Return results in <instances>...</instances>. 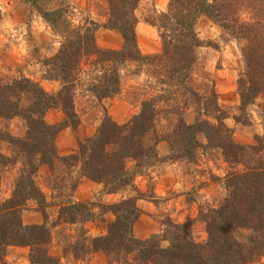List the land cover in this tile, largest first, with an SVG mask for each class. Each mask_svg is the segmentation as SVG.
<instances>
[{"label": "trees", "instance_id": "1", "mask_svg": "<svg viewBox=\"0 0 264 264\" xmlns=\"http://www.w3.org/2000/svg\"><path fill=\"white\" fill-rule=\"evenodd\" d=\"M103 1L102 23L86 18L73 26L66 18V8L60 7L65 0H24L23 4H29L60 38L57 51L45 59L48 66L42 76L57 80L60 85L57 91L49 93L24 75L7 80L0 77V118L18 116L25 121L22 136L0 131V139L7 141L12 151L10 156L0 152V165L20 163L10 196L0 201V258L9 245H27L30 262L58 264L46 249L49 227L43 222L24 224L20 211L26 201L33 200L45 213L42 205L45 195L34 183L32 174L38 164L52 167L57 157L54 141L57 132L77 125L74 89L80 83L78 64L83 56L95 53L100 56L98 62H111L102 70L98 84L89 90L99 100L119 92L120 65L129 63L139 67L137 74L147 68L155 78L162 76L166 87L160 86L158 93L143 97L138 111L124 123L119 124L105 114L93 135L78 141L76 152L58 158L71 161L69 165L79 160L81 176L102 183L107 192H117L133 185L134 178L144 172L142 168L159 159L155 150L159 139L168 144L167 158L192 159L193 149L199 145L196 135L201 133L208 145L215 143L221 148L231 167L242 165L243 169L228 172L222 201L199 212L207 234L202 241L194 239L191 222H177L170 217L162 221L161 233H152L144 239L135 237L133 222L139 215L135 200L145 195L136 188L134 194L108 205L114 219L106 224V233L101 235H85L82 224L90 215L87 203L61 204L62 220L80 224L72 244L73 256L79 259L91 251H102L107 262L123 264H245L264 257V128L256 146L239 144L231 139V128L221 115H215L217 123L203 117L210 114L211 96L209 103L202 104L204 107H197L196 118L190 123L178 115L176 104L179 102L176 98L181 100L180 96L189 91L186 79L195 60V48L202 44L193 26L201 14L239 41L245 62V69L237 79L240 103L248 104L258 92L264 91V0H168L164 11L153 10L143 17L145 23L156 28L161 43L160 52L150 54L142 53L136 40L137 9L143 0ZM49 2L59 7L49 8ZM98 27L116 30L121 36L120 48L97 47L94 31ZM185 98L181 101L187 106ZM162 104L170 107L159 108ZM52 108L62 111L63 122L48 123L44 119L45 112ZM161 117L169 120L168 127L163 135L152 137ZM147 196L153 198V194Z\"/></svg>", "mask_w": 264, "mask_h": 264}, {"label": "rangeland", "instance_id": "2", "mask_svg": "<svg viewBox=\"0 0 264 264\" xmlns=\"http://www.w3.org/2000/svg\"><path fill=\"white\" fill-rule=\"evenodd\" d=\"M160 2L161 0H143L137 9V15L139 16L137 23H145L143 17L151 15L153 10L161 11L155 7V5L160 7ZM23 3L24 0H0V77L7 80L13 76L24 75L37 82L45 91L54 93L58 90L60 84H58L55 91H51L42 86L41 80L47 79L42 77L48 66L45 59L51 57L57 51L53 52L56 46L59 47L60 38L30 8L29 4ZM65 3L60 7L66 8V18L69 17L68 20L73 26L79 25L86 18L93 19L98 23L104 21L103 0H65ZM47 5H49V8L59 7L58 4L52 2L47 3ZM137 23L135 25L136 40L141 52L145 54L160 52L161 43L156 28L152 26L153 30L146 32L137 28ZM47 28L50 29L48 33L44 32ZM193 28L202 44L195 48V60L189 77L186 79V85L188 92H193L195 95L187 92L184 96H180L181 100H186L185 96L187 97L189 104L187 106L179 98H176L179 101L176 103L178 105V115H182L188 123L194 121L197 107L199 106L200 109L203 103L205 104L206 101L209 103V97L211 96L213 102L209 103V106L212 105L209 111L210 114L203 117L209 122L217 123L215 115H221L223 121L231 128V139L233 141L243 145L256 146L257 137L263 134L264 128V91L258 92L252 102L245 105L240 103L237 79L245 69V62L239 41L223 33L218 25L202 14L196 18ZM98 29L110 30L111 32H101L100 34L97 31ZM116 33V30L98 27L94 31L95 44L100 49L120 48L121 44L117 47L105 44L106 41H112L114 44ZM119 37L121 39L120 34ZM155 46H157L158 51L155 50ZM99 57V54L96 53L83 56L78 64L79 74H77V78H79L80 83L74 89V110L79 121L74 128L68 129L70 135L64 133L59 137L58 133L63 128L57 132L54 139L57 157L54 158L52 167L45 163L38 164L37 170L32 174L34 183L45 195V202L42 204L45 213L43 214L42 209L37 208V202L33 200L26 201L24 208L20 211V217L24 224L43 222L49 227L50 238L46 249L50 256L57 259L58 264H123L121 261L107 262V257L102 251H91V253H87L79 259L73 256L72 244L75 243L80 224L64 222L60 213V205L72 201L87 203L86 211L90 215L82 225L85 235L96 236L106 233V224L114 219V214L109 210L108 205L122 198L114 199V196H109L114 192H107L102 183L95 181H93L96 183L94 188L90 186V190L88 188L77 190L80 178L83 177L78 169L77 163H79V160L76 164L69 165L68 162L71 161H64L65 159L58 157H66L68 154L76 152L78 141L93 135L105 114L112 119V115H114L117 108L109 114L108 101L110 98L122 97L131 102L130 105H127L129 113L124 121L126 122L139 109L133 103L139 106L143 97L158 93L161 89L160 86L166 87L162 82V76L155 78L146 70L147 68L141 69V72L137 74L136 71L139 67L135 66L134 63H129L126 66L120 65L119 92L112 97H104L99 100L89 90L98 84L102 70H106L111 63L107 60L98 62ZM55 82L58 81L55 80ZM160 105L159 108L170 107L164 104ZM202 106L204 107V105ZM174 117L175 115L172 116V118ZM64 118V114L58 108L49 109L44 114V119L48 123H60L64 121ZM95 120L98 121L97 125L92 130L87 129L86 125ZM158 120L156 123L157 130L152 137L163 135L168 127L167 122L169 120L164 117L158 118ZM2 130L15 136H22L25 132V121L18 116H13L8 120L0 118V131ZM89 131L90 133H88ZM196 137L199 145L194 147L192 159H187L185 156L176 159L165 157V160L169 162L176 161L178 165L189 171L193 186L187 190L186 199L195 201H185L186 206L179 207L175 211L174 218L170 217L169 213H160L159 223H157L159 224V230L154 233H161L163 229L162 221L166 217H170V219L177 222H191L194 239L196 241L204 240L207 234L204 223L199 217V212L206 207L216 206L219 201H222L225 195L224 179L228 172L243 169L242 165L231 167L224 160L221 148L215 143L208 145L203 134L198 133ZM71 146L73 148L70 150L69 147ZM155 150L157 152L156 147ZM0 152L5 156H10L12 153L10 145L3 138L0 139ZM169 154L168 147L167 155ZM172 154L174 155V153ZM158 158L153 164L142 168L144 172L141 175L151 177L152 171H155V168L163 162L162 158L159 156ZM19 166V161H16L13 165H0V201L10 196L18 175ZM133 186L134 184L127 185L117 192L128 189V194L131 195L134 193ZM149 187L150 185L147 186V188ZM148 193H150L149 189L145 194ZM173 210H175V207ZM137 218L133 224H135ZM155 224L153 223L154 227ZM145 228H151L148 222L136 223V231L133 230L134 236L137 237L136 235L141 232L140 230L144 232ZM28 255L29 247L27 245H9L5 254L0 258V264H36L29 261ZM128 260L130 263L129 256ZM245 264H264V257Z\"/></svg>", "mask_w": 264, "mask_h": 264}, {"label": "crops", "instance_id": "3", "mask_svg": "<svg viewBox=\"0 0 264 264\" xmlns=\"http://www.w3.org/2000/svg\"><path fill=\"white\" fill-rule=\"evenodd\" d=\"M167 6V0H161L160 7H157L161 11H164ZM137 28L142 29L144 31L153 30L152 26L148 25L147 23L138 22ZM100 32H111L110 30H97ZM46 33L50 32V29H45ZM152 32V31H151ZM115 43L113 44L112 41H106L105 44L112 45V47H117L121 43V39L119 37V33L117 32L115 35ZM158 43V42H157ZM158 46V45H157ZM155 50L158 51V48ZM57 46L54 48L53 52L57 50ZM41 84L44 87H47V90L55 91L59 82H55V80H41ZM131 102L125 100V98L122 97H114L110 98L108 101V112L109 114L112 113V110L115 108L116 111L114 115H112V119L117 123H122L125 121L127 114L129 113V108L127 105H130ZM132 105V104H131ZM138 109V104L136 105L133 103ZM61 114V113H60ZM98 121L90 122L88 125H86L87 129L92 130L94 126H96ZM69 127H65L62 130L59 131L58 136L60 137L65 133V135H70L68 131ZM90 133V131L88 132ZM86 133V134H88ZM73 147H69L71 150ZM157 148V154L160 158L163 159V162L159 164L155 168V171H152L151 177L145 176V175H138L135 177L133 184L134 188H136L139 192L144 193L147 192V189H149L148 194H153V200L149 198L145 194L144 196L138 197L135 200V204L139 210V216L137 218V221L135 224H133V230L136 231V223L145 221L149 223V228H145L144 232L140 230L141 232H138L136 235L139 238H144L147 235L157 232L159 230V223L158 218L160 216V213H169V216L174 218L175 211L178 210L179 207L186 206L185 201H195L193 199H186V193L189 188L193 186L191 180L189 171L185 169L184 167H181V165H178L176 161L169 162L165 160V157L168 154V147L167 142L164 140H160L157 142L156 145ZM187 178V179H186ZM195 184V183H194ZM93 185V186H92ZM98 185V184H97ZM150 185L149 188L147 186ZM94 188L96 186V183L93 181H90L89 179L85 177H81L80 181L77 185V190L81 189H87L90 190L91 187ZM90 187V188H89ZM97 188V187H96ZM86 191V190H84ZM135 193V191H134ZM133 193V194H134ZM128 194V189L123 190V192H114L109 194V196H114V199H117L119 197L123 198ZM129 196V194H128ZM175 207V210H173ZM155 224V227L153 225ZM135 233V232H134Z\"/></svg>", "mask_w": 264, "mask_h": 264}]
</instances>
